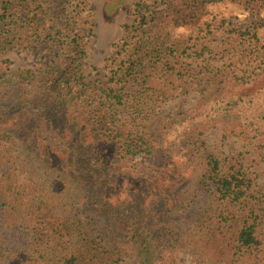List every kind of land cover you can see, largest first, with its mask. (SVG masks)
<instances>
[{"label":"trees","instance_id":"obj_1","mask_svg":"<svg viewBox=\"0 0 264 264\" xmlns=\"http://www.w3.org/2000/svg\"><path fill=\"white\" fill-rule=\"evenodd\" d=\"M88 2L0 8V264H127L130 253L139 264H264V187L196 137L199 125L234 119L247 138L264 139V92L244 89L254 73L234 76L233 63H181L177 36L166 35L208 7L234 5L261 17L228 38L233 51L247 43L246 58L260 42L264 0L137 4L139 21L122 27L135 42L115 46L106 82L83 73ZM20 50L36 51L45 70H12L5 55ZM209 83L199 92L208 96L153 134L142 130L174 94Z\"/></svg>","mask_w":264,"mask_h":264},{"label":"rangeland","instance_id":"obj_2","mask_svg":"<svg viewBox=\"0 0 264 264\" xmlns=\"http://www.w3.org/2000/svg\"><path fill=\"white\" fill-rule=\"evenodd\" d=\"M7 1L9 0H0V8ZM169 2L170 0H89L88 9L91 11V15L84 19L86 21H83L82 24L83 28L89 30L90 33L88 39L84 41L83 73L86 78L106 82L109 76V63L107 60L115 53V46L122 41L135 42L128 39L122 27L136 24L139 21L138 12L134 8L137 4L154 11H161L168 6ZM138 10L140 12L141 9ZM210 13H213L214 16L212 17ZM212 18L219 19V22H216L217 24L213 29L211 27L208 30L206 23L212 22ZM258 25H261L259 15H244V12H238V8L234 5L227 7L219 4L208 7L206 13L199 15L191 25L168 29L166 35L172 36L174 34L177 36L175 40L177 45L174 50L176 55L180 57L181 63H188L192 68L203 66L221 68L225 65L230 66V63H233L235 66H231V69L234 76L241 77L245 74L248 75V73H254L250 77V84L244 89L249 88L256 93H263L264 29H259L260 42L255 44L256 51L246 58L244 55L242 56L241 50L247 48V43L245 45L237 44L239 51H233L232 44H229L231 40H228L234 35L232 34L234 30ZM240 31H243V29ZM223 42H228V44ZM193 52L202 55L200 57L193 56ZM186 53L187 55H185ZM124 55L123 53L122 56ZM5 59L8 60V65L12 70H31L33 72L45 70V63L36 55V51L8 52ZM204 76L202 77L203 85L207 83ZM211 86V83L204 88L190 86L187 88L189 93L177 92L168 103L156 110V114L150 118L142 130L148 134H153L160 124L173 119L180 112H184L195 105L202 99V96H208L206 93L201 95L199 92L200 90L211 91ZM196 137L205 143V148L209 153L219 157L224 162L233 158L240 160L247 173L252 176L259 186L264 187V139L252 140L247 138L234 119H221L199 125ZM133 255V253H130V256L126 257L127 264H139L135 255ZM182 258L187 261L185 264H189L188 256Z\"/></svg>","mask_w":264,"mask_h":264}]
</instances>
